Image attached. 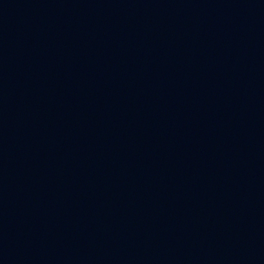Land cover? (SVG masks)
Listing matches in <instances>:
<instances>
[{
	"label": "water",
	"instance_id": "95a60500",
	"mask_svg": "<svg viewBox=\"0 0 264 264\" xmlns=\"http://www.w3.org/2000/svg\"><path fill=\"white\" fill-rule=\"evenodd\" d=\"M0 264H264V0H0Z\"/></svg>",
	"mask_w": 264,
	"mask_h": 264
}]
</instances>
